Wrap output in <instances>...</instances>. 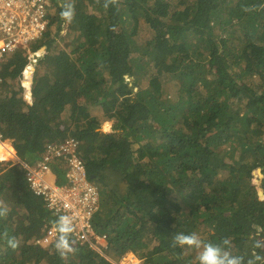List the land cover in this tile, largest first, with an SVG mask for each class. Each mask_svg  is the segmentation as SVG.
I'll return each mask as SVG.
<instances>
[{"label": "trees", "instance_id": "16d2710c", "mask_svg": "<svg viewBox=\"0 0 264 264\" xmlns=\"http://www.w3.org/2000/svg\"><path fill=\"white\" fill-rule=\"evenodd\" d=\"M50 2L37 46L0 65L2 142L24 164L69 139L84 147L86 181L99 198L94 227L108 237L102 253L115 264L129 253L153 264H197V255L174 257L177 232L206 242L228 236L234 253H245L238 216L264 204V10L243 8L264 0H120L118 9L72 0L71 24L60 0ZM53 40L63 46L51 53ZM124 67L136 70L142 103L131 98ZM109 122L120 138L94 132ZM4 165L0 201L10 212L0 232L20 246L0 239V264H109L90 243L72 240L67 259L55 242L44 248L46 226L57 228L64 214L31 191L23 165ZM49 167L58 186H73L66 161L55 157ZM260 213L251 229L264 239V205Z\"/></svg>", "mask_w": 264, "mask_h": 264}, {"label": "built area", "instance_id": "2783aa9c", "mask_svg": "<svg viewBox=\"0 0 264 264\" xmlns=\"http://www.w3.org/2000/svg\"><path fill=\"white\" fill-rule=\"evenodd\" d=\"M52 10L50 0H0V65L9 66V53L19 49L30 53L31 49L46 33L49 26V13ZM33 46V47H32ZM31 68L27 67L23 76L29 81ZM3 79L0 77V84ZM30 84H24L30 90ZM82 146L73 139L62 143L58 150L54 145L49 147L45 155L35 154L31 157V165H25L26 178L31 191L37 196H43L48 207L56 214L63 213L73 218L75 231L73 236L83 243H90L102 254V248H107V236H99L93 226V219L98 212L99 198L94 187L86 179V170L79 157ZM57 155V156H55ZM59 158L68 163L69 182L72 187L57 185L50 159ZM52 242L58 238L57 228H45ZM51 242V243H52ZM104 255V254H102ZM109 264H115L105 255ZM118 264H153L151 260H141L129 253Z\"/></svg>", "mask_w": 264, "mask_h": 264}, {"label": "clouds", "instance_id": "9594fccd", "mask_svg": "<svg viewBox=\"0 0 264 264\" xmlns=\"http://www.w3.org/2000/svg\"><path fill=\"white\" fill-rule=\"evenodd\" d=\"M98 2H99V0H98ZM119 4H120V0H103V7L105 9L110 8V7H116L118 9ZM60 7H61V11H60L61 19H63L65 22H67L69 24L73 23L75 21V18H76V8H75V4L72 2V0H60ZM243 10L244 11L264 10V4H255V5L245 6L243 8ZM115 30L116 29L114 26L113 31H115ZM39 41H38V43H39ZM124 73H125V71H124ZM0 85H2V84H0ZM0 142H2L1 138H0ZM76 142H78V141H76ZM16 157H17V155H16ZM31 157L28 160V162H26V164H24L22 161H20L17 157V159L19 160L18 164L23 165V167H24L23 176H24V179L26 182H27V178H26L25 165L26 166L32 165L30 162ZM86 176H87V174H86ZM27 184H28V182H27ZM28 186H29V184H28ZM259 203L261 205L263 204L262 202H259ZM256 204H258V203H255L253 206H255ZM262 207L263 206H261L260 209ZM251 208H249L248 210H250ZM248 210H246V211H248ZM9 212H10V209L8 208V206L3 201H0V219L7 218V216L9 215ZM98 213H99V207H98V212L95 214L94 219H93V226H94V220H95ZM240 216H241V213L238 216L239 220H240V224H241ZM260 219H261V213L259 214V222L258 223H260ZM55 224L57 226L58 233H59L57 240L54 241L55 242V249H56V252L61 257V259H67L68 255L75 251V249L73 248V241L72 240H75L77 243L82 244V245L87 244V243H83L81 241H78L73 236V232L75 231V226H74L73 218L70 215L58 216L56 221H55ZM255 224H257V223H255ZM241 225L240 226L246 232L243 224H241ZM246 236H247V232H246ZM0 239L5 240L8 247L11 248L12 250H16L20 246V242L17 239V237L14 235H9V233L6 229L3 232H0ZM107 243H108V237H107ZM172 246L173 247L179 246L180 248H184L185 246H187L188 248L197 249L198 250V255L196 257L197 264H264V254H261L262 252H264V239H257L254 241L253 248L258 249L260 251H252L250 254L249 253H239V254L234 253L233 241H232L231 237L225 236V237L221 238L218 242H211V241L206 242V241L202 240L196 232H191V233L177 232L172 237ZM101 248L103 249V247H101Z\"/></svg>", "mask_w": 264, "mask_h": 264}, {"label": "rangeland", "instance_id": "374dc122", "mask_svg": "<svg viewBox=\"0 0 264 264\" xmlns=\"http://www.w3.org/2000/svg\"><path fill=\"white\" fill-rule=\"evenodd\" d=\"M68 34H69V32L67 30H65V31L62 32V37L64 38V40L65 39H68ZM37 44H38V42L35 45H33V46H37ZM59 44L60 43L58 41H54L53 40V41L49 42V44H47L48 46L46 47V49L49 48L51 50V53H53V52L56 51V49L58 47H62L63 46V44L60 45V46H58ZM46 49L44 50V52H47ZM63 49H65V48H62V50ZM113 50L116 51L115 48H113ZM66 51L67 50H65V52ZM69 55H72V53H69ZM36 58L39 59L40 57H36ZM124 76H125V73H124ZM124 76H123V78L125 79ZM137 76H138V74H137ZM125 80H127V79H125ZM127 81L130 82L129 80H127ZM137 83H139V76H138V79H137ZM140 91H141L140 86H138L137 89H134V93H132V95H131V98L134 100V102L137 101V102L140 103V101L137 99V97H140L141 98V100H142L141 103L143 102V98L140 96ZM106 124H103V126L101 128L96 127L94 129V132L97 135L107 134V135H113V136H116V137H119L120 138V134L114 130L115 123L114 122H109L108 123L109 124L108 127L106 126ZM3 144H4V146L5 145H8V148L10 150L14 149V152H15V158H13V159L9 158V161H0V167H2L3 169H6V165H4L5 163L11 162V164L13 166L7 168V172H9L10 169L14 168V166L19 163V160L16 157V148L13 147V145L10 144L8 140H4L3 142H0V148H2ZM82 148L84 149V147H82ZM80 155H81V151H80L79 157H80ZM31 166H33V165H31ZM263 170H264V168H263ZM51 242H52V240L51 239L50 240L48 239L47 242H43L42 245L45 248L49 244H51ZM252 249H253V247H252ZM172 252H173L174 257H176V258H179L181 256H184V257L192 256V257H194L195 255H198V250L195 249V248H187V249H184V248L178 247L177 249L172 250Z\"/></svg>", "mask_w": 264, "mask_h": 264}, {"label": "bare ground", "instance_id": "6f19581e", "mask_svg": "<svg viewBox=\"0 0 264 264\" xmlns=\"http://www.w3.org/2000/svg\"><path fill=\"white\" fill-rule=\"evenodd\" d=\"M209 12L211 14L215 15L216 11L214 8H209ZM116 49V48H115ZM125 71V79L129 80L131 82V85L134 89H137L138 83H137V72L136 70L132 69H124ZM137 99L141 102V98L137 97ZM106 126L108 127L109 124L107 123ZM8 145L3 144L2 148H0V161H9V158L13 159L15 158V152L14 149L8 150ZM260 207L261 204L258 203L255 206H252V208L244 213H241L240 219H241V224L245 227V230L247 232V249L249 250V254L254 251L253 243L255 240H257V236L253 233V230L251 229V226L254 225L255 223L259 222V214H260Z\"/></svg>", "mask_w": 264, "mask_h": 264}, {"label": "water", "instance_id": "95a60500", "mask_svg": "<svg viewBox=\"0 0 264 264\" xmlns=\"http://www.w3.org/2000/svg\"><path fill=\"white\" fill-rule=\"evenodd\" d=\"M126 68H128V69H130L129 67H125L124 69H126ZM262 173L264 174V170L262 171ZM261 206H263V204L261 205ZM241 225V224H240ZM242 226V225H241ZM249 252V250L247 249V247H245V253H248Z\"/></svg>", "mask_w": 264, "mask_h": 264}]
</instances>
